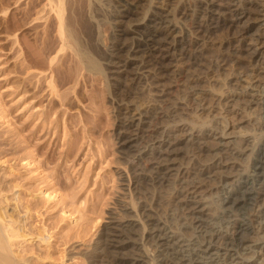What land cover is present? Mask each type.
Masks as SVG:
<instances>
[{
    "label": "rangeland",
    "instance_id": "obj_1",
    "mask_svg": "<svg viewBox=\"0 0 264 264\" xmlns=\"http://www.w3.org/2000/svg\"><path fill=\"white\" fill-rule=\"evenodd\" d=\"M111 1L113 13L101 27L104 47L111 44L115 8L125 2L139 4L130 25L138 12L148 9L170 15L181 30L183 47L169 60L161 81L168 93L162 107L156 102L154 75L115 83L103 56L96 55L106 66L97 74L85 70L71 49L59 51L46 0H0V201L28 230L52 235L49 248L34 233L33 241L23 243V254L36 264H95L87 255L111 218L122 217L120 204L138 210L136 199L166 192L164 186L145 183H138L133 193L124 190L123 175H131V164L119 153V131L127 117L159 111L153 134L164 130L176 139L179 158L197 151L188 136L193 129L215 135L221 129L223 143L238 149L264 133V93L257 92L264 86V0H240L244 15L237 21L229 10L232 0H214V8L225 12L232 26L213 33L205 30L210 19L206 0ZM72 7L66 10L69 29L88 46L78 24L84 17L75 13L74 2ZM198 51L204 55L201 60L195 57ZM152 139L143 137L141 146ZM209 157L198 153L200 161ZM145 163L148 169L153 161L146 158ZM223 181L212 183L218 189L216 200ZM48 188L56 190L55 202L42 195ZM15 193L20 199L16 206ZM67 213L77 219L69 222ZM180 214L170 211L167 218L174 221Z\"/></svg>",
    "mask_w": 264,
    "mask_h": 264
},
{
    "label": "bare ground",
    "instance_id": "obj_2",
    "mask_svg": "<svg viewBox=\"0 0 264 264\" xmlns=\"http://www.w3.org/2000/svg\"><path fill=\"white\" fill-rule=\"evenodd\" d=\"M46 1L48 12L55 18L54 25L61 42L59 51L71 49L79 64L91 73L101 74L107 66L112 71L108 78L115 83L125 78L140 80L154 75L156 79L153 85L158 87L156 102L162 107L168 93L162 89L161 81L167 72L169 60L176 51L182 49L184 42L175 19L164 12L149 13L146 9L138 12L140 17L133 19L134 25H130L128 21L137 12L139 4L132 6L125 2L115 8L114 18L110 20L113 28L111 44L104 47L101 27L113 13L111 0ZM72 1L76 4L75 13L84 17V21L78 24H82V33L89 38L88 46H84L85 43L82 44L69 29L68 22L71 21L66 10L73 6ZM205 2L208 6L206 13L210 14L205 28L208 33L220 27L232 26L229 23L231 20L224 19L225 12L221 15L222 11L220 13L214 8V0ZM240 3V0H232L231 7L234 9H229L236 21L244 15L240 11ZM197 28L198 32L204 30L200 23ZM96 55L107 60L105 67H102L101 59L99 61ZM202 56V51H198L195 57L201 60ZM56 57L50 61L53 63ZM151 61H154L153 65ZM259 89L257 92L264 93V86ZM241 93L246 95L244 90ZM159 114V111H148V115L138 112L127 117L124 127L119 131L122 134L119 153L131 164V175L125 171L123 175L125 191L133 193L138 183H145L148 186H164L166 192L150 194L147 200L136 199L140 205L138 210L130 204H120L122 217L111 218L101 230L97 245L87 256L95 264L106 261H115L117 264H262L264 133L257 139L247 140L238 149L223 143V137L219 136L221 129L217 130L219 132L216 135L210 134L212 130L210 133H201L193 129L188 132V136L191 142H196L197 151L179 158L176 139L165 136L164 130L157 133L159 136L155 135L152 124ZM4 116L3 119L6 118ZM145 136L155 142L141 146L140 140ZM199 151L209 153L210 157L200 161ZM146 158L153 161L148 169L145 167ZM219 178L224 181L220 186L221 195L216 200L218 189L212 183ZM41 193L48 202L58 200L54 188ZM14 200L16 206L20 200L17 194ZM1 203L0 264H36L23 254V243L29 242L28 239L34 233V237L49 248L52 235L43 229L36 233L28 230L25 223H21L14 217V212H8L7 205ZM175 210L181 214L174 221H169L168 212L173 213ZM66 219L74 222L77 217L67 213Z\"/></svg>",
    "mask_w": 264,
    "mask_h": 264
}]
</instances>
